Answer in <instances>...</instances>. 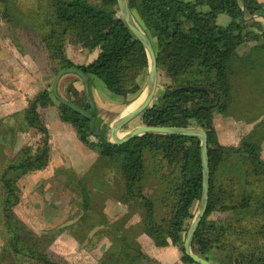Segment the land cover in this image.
I'll return each instance as SVG.
<instances>
[{"label":"trees","instance_id":"1","mask_svg":"<svg viewBox=\"0 0 264 264\" xmlns=\"http://www.w3.org/2000/svg\"><path fill=\"white\" fill-rule=\"evenodd\" d=\"M127 2L137 25L152 43L158 75L164 70L170 80L163 90L157 89L152 104L134 121L146 127L196 128L207 135L209 199L192 240V252L213 264H264V161L257 134L264 121L235 147L221 145L213 125L214 114H226L230 108L236 50L245 43L264 41L260 22L264 19V4L257 0ZM1 4L7 5L8 0H0ZM25 14L32 21V30L54 78L62 70L77 69L88 77L89 87L99 82L112 96L123 98L125 106L141 92L137 77L148 68L147 56L120 18L116 0H36L34 8ZM2 15L8 31L13 33L18 25L8 10L4 9ZM69 45L96 52V58L87 65H74L66 55ZM64 93L68 102L90 117L60 105L51 88L39 91L27 100L22 112L9 117L22 116L24 128H7L14 134L32 130L40 147L33 154L28 146L20 149L0 175V210L13 236L0 251V264H18V256L39 264H58L44 253L21 248L20 234L8 211L19 203L15 176L42 171L49 164L50 136L39 110L54 105L60 121L75 129L79 142L97 153L107 166H115L121 192L117 202L129 209L126 215L109 221L99 206L93 208L92 190L82 181H72V189L80 195L81 215L70 225L71 238L82 248L103 238L116 245L117 251L110 248L99 264H157L135 240L142 233L156 248L176 247L182 262L193 264L182 246L201 194L199 140L144 135L112 146L105 141L107 127H99L102 122L97 109H91L85 93L74 89L73 82ZM5 123L6 118L0 120L2 129H7ZM227 165L230 178L223 172ZM148 176L158 186L155 199L145 194ZM96 193L102 199L107 197ZM158 210L164 212L161 220L156 218ZM134 215L139 216V224L126 229ZM250 220L257 222L248 226ZM244 237L252 241L236 249L233 242ZM209 253L216 255L214 262Z\"/></svg>","mask_w":264,"mask_h":264},{"label":"rangeland","instance_id":"2","mask_svg":"<svg viewBox=\"0 0 264 264\" xmlns=\"http://www.w3.org/2000/svg\"><path fill=\"white\" fill-rule=\"evenodd\" d=\"M39 1L51 3V0ZM35 5L36 0H8L7 5H0V79L5 81H7L6 77L12 79L11 76L13 72L18 68V63L16 64V62L20 59V62H22L21 67L23 68V61H27L31 58L35 61L36 74L39 76L37 84L45 82L48 88H51L54 76L52 72H50L46 54L40 47L38 38L32 30V21L28 18V15L25 14V11H31ZM4 9L8 10L12 19L18 25V28L13 33L8 31L7 24L3 19L2 13ZM78 80L79 79L73 74L64 76L59 82L58 94L64 98V91L68 85ZM146 81L147 70L140 73L137 77L141 92L135 98V101L144 93ZM169 83L170 80L165 75V71L160 70L158 91L163 90V85ZM100 88H102V86H100ZM254 88L257 89L255 92L258 93L260 89H262L261 84ZM102 90L109 99L111 98L117 102L123 100V98L110 95L103 88ZM258 97L259 96L253 95L251 98H243L244 110L254 111L255 105L253 104L252 98ZM261 100L264 101V98L262 97ZM94 106L96 107V105ZM117 106H120V104L115 103L114 105V103H111L109 100H104L102 97L99 99V106L98 108L96 107V109L98 118L102 122L99 126L100 128L107 127L120 115L118 111L119 107ZM127 108L128 106L125 108V111ZM250 113L251 112H246V121L250 120ZM262 121H264V118H262ZM5 125L6 128L9 127L11 129H16L17 126L21 128L26 126L22 120V116L14 117V119L7 117ZM256 125L253 126L247 135L255 129ZM138 126H140L139 121H134L126 130H122L120 135L122 136L127 131ZM2 128L4 127H0V175L4 169L14 161L18 150L28 146V151L33 154L40 147L36 142L37 136L32 130L24 134L16 132L14 134L9 128ZM257 134H259V141L263 139L264 127L259 129ZM91 139L95 140V138ZM85 166L87 168H85ZM114 167V165L107 166L103 160L97 159L96 161H92L89 158L85 165L81 164L80 166L81 169H87V171L81 174L77 171L74 173L75 177L61 176L56 170L54 172L58 175L56 176V174H54V177H50L52 174L49 172L48 174L37 173L31 176H15L17 177L16 187L19 195V203L16 206H10L8 211L11 213L14 226L20 234L19 245L21 248L24 251L29 250L35 254L44 253L58 264H99V259L106 251L110 248L116 250L117 246L112 245L106 238L100 239L97 243L92 244L93 246L82 248L71 238L69 232L70 228H72L70 226L72 225V221L76 220L81 215L80 195L72 189V181H82L90 191L92 190V196H94L95 199V202L93 201V208L96 209L99 206L101 212L109 221L114 220L119 212H123L122 210L124 208L126 211L129 210L125 206L117 205L119 204L117 200L120 198L121 194L118 186L120 176ZM68 175L71 176V174ZM147 180H149V182L148 185H146L145 194L155 199L159 194L158 186L153 184V178L151 176H148ZM96 191L107 197L102 199V197L97 195ZM1 196H3V186L0 181V197ZM196 210L197 205L194 207L193 213H196ZM135 213L138 214L137 212ZM163 217L164 212L158 210L156 216L157 220H161ZM137 221H139V216L134 215L130 218L128 224H132L135 228L138 225ZM254 222L257 221L250 220L248 226L254 225ZM81 227L84 230L85 226ZM50 232L53 233L50 235ZM12 237L10 229L5 223L4 216L0 210V251ZM251 241L252 238L244 237L235 240L233 245L236 249H243L245 245ZM208 257L213 262L216 259V255L213 253H209ZM16 261L18 264H39L36 261L28 260L21 256L16 257Z\"/></svg>","mask_w":264,"mask_h":264},{"label":"crops","instance_id":"3","mask_svg":"<svg viewBox=\"0 0 264 264\" xmlns=\"http://www.w3.org/2000/svg\"><path fill=\"white\" fill-rule=\"evenodd\" d=\"M257 1L264 4V0ZM260 22L264 29V19H261ZM66 55L74 65L83 66L91 63L96 58L97 53H89L77 46L69 45L66 47ZM236 56L237 60L230 81L231 103L229 111L226 114L215 113L213 117V125L217 132L218 140L221 145L226 147L237 146L240 139L246 136L253 126L264 118V101L261 100L262 97L264 98V41L259 40L243 44L236 50ZM21 63L20 59L16 62L18 68L13 72L12 79L7 77V81L0 79V120L22 112L27 106L28 99L33 98L39 91L48 88L45 82L37 84L39 76L36 74V64L33 59L29 58V60L23 61V68ZM259 84H261L262 89L258 93L255 92L257 89L254 87ZM99 85L98 82H94L89 87V96L95 103L94 105L98 108L99 99L102 97L104 100L114 103V105L115 103L120 104V106H117L119 107V116L125 114L127 106L124 105V100L117 102L111 98L109 99L102 88L107 93L109 92L102 85H100L102 86L100 88ZM73 87L79 92H84V86L80 80L73 81ZM253 95L259 96V99L252 98L255 105L254 111L244 110L242 99L251 98ZM128 100L131 99L128 98ZM39 112L50 136V160L44 170L28 175L31 176L37 173L48 174L49 172L52 174L50 177H54V174H56L54 171L56 170L61 176L75 177V172L78 171L81 174L87 171V169L80 168L81 164L85 165L89 158L92 161L99 159L97 153L79 142L75 129L71 125L60 121L56 105L39 110ZM246 112H251L249 121L245 120ZM260 150L261 158L264 161V138L260 139ZM85 168L87 167L85 166ZM223 171L230 178L231 170L228 165L223 167ZM68 174H71V176ZM117 205L120 206V204ZM122 211L119 212L114 220L126 215L127 211L125 208ZM139 221H137L138 224ZM130 227H132V224L127 223L126 229ZM148 239L142 233L135 238L143 253L157 264H185L182 262L181 254L176 247L170 245L166 248H156L152 241Z\"/></svg>","mask_w":264,"mask_h":264},{"label":"water","instance_id":"4","mask_svg":"<svg viewBox=\"0 0 264 264\" xmlns=\"http://www.w3.org/2000/svg\"><path fill=\"white\" fill-rule=\"evenodd\" d=\"M118 13L124 21L133 36L142 45L148 60L146 89L141 94V102L138 106L127 114H123L114 119L108 126L105 133V141L112 146L123 145L133 139L144 135H159V136H181L195 138L200 142V161L202 170V187L200 199L197 204V210L194 218L190 222L183 241V253L186 257L192 260L193 264H213L205 258L195 255L191 250L192 240L198 227L205 215L208 199H209V158L207 153V135L204 131L196 128H179V127H146L138 126L127 131L122 136L120 132L139 117L153 102L158 89V68L154 48L148 36L137 25L132 13L130 12L127 0H116ZM69 74L75 75L84 86V93L92 110L95 109L94 103L89 96L88 77L77 69H66L60 71L54 78L51 91L54 99L63 106L70 108L78 114L89 118L90 115L76 108L73 104L62 98L58 94V85L60 80ZM139 97V98H140ZM137 100V99H136ZM92 124L94 120L91 121Z\"/></svg>","mask_w":264,"mask_h":264},{"label":"bare ground","instance_id":"5","mask_svg":"<svg viewBox=\"0 0 264 264\" xmlns=\"http://www.w3.org/2000/svg\"><path fill=\"white\" fill-rule=\"evenodd\" d=\"M142 97L138 98L136 101H134L130 106H128V108L126 109L125 114L131 112L132 110H134L138 104L141 102Z\"/></svg>","mask_w":264,"mask_h":264}]
</instances>
